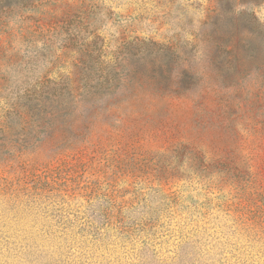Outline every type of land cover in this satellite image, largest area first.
Here are the masks:
<instances>
[{
	"label": "rangeland",
	"instance_id": "rangeland-1",
	"mask_svg": "<svg viewBox=\"0 0 264 264\" xmlns=\"http://www.w3.org/2000/svg\"><path fill=\"white\" fill-rule=\"evenodd\" d=\"M2 4L0 116L37 82L93 91L96 81H69L98 77L117 63L146 78L164 70L160 86L179 92L133 106L122 87L94 96L96 102L66 101L67 114L54 119L57 130L42 135L22 161L0 164V194L9 184L43 186V212L26 213L19 228L43 226L37 264H137L142 249L146 264H178V254L186 260L196 244L216 264L263 263L264 3ZM242 11L260 25L240 27L250 40L241 42L237 68L216 40L229 43L231 18ZM199 159L237 170L205 173ZM92 216L100 228L84 229ZM107 218L109 227L102 226ZM0 264L30 263L1 258Z\"/></svg>",
	"mask_w": 264,
	"mask_h": 264
},
{
	"label": "trees",
	"instance_id": "trees-1",
	"mask_svg": "<svg viewBox=\"0 0 264 264\" xmlns=\"http://www.w3.org/2000/svg\"><path fill=\"white\" fill-rule=\"evenodd\" d=\"M3 1L4 0H0L1 7L3 6ZM21 1H24L25 3V0H19V2ZM249 1L256 4L264 3V0ZM221 17L223 16L218 15V18ZM231 21L233 30L229 43H226L225 36H220L216 42L218 49L221 48L229 55V63L236 64L235 66L238 68L237 62L239 56H237V54L241 48V42H248V40H250L249 36L241 35L240 27H245L248 32L251 30L255 31V28L258 27L260 23L255 14L246 11L233 15ZM129 57L130 56H125V58H123L126 60V63ZM117 64H113V66L108 65V70H105L104 73L98 77L89 74L83 78V76L79 74L81 75V79H70L69 81V84L85 81L86 85H88L87 81H96L97 86L94 87L93 91L89 90L86 92L82 89H72L70 87L59 88V86L49 89L45 87L46 82H37L35 87L25 90L22 94L16 96L14 100L15 102L9 110H7L8 112L0 116V164L8 165L9 162L22 161L27 149L35 145L42 135L47 134L52 129L57 130V122H55L54 119L61 114H67L68 110L66 109H68V105L66 104V101L67 103L75 102V99L78 98L80 102H96L99 99H94V96L104 92L113 95L117 89H121L118 87H122V89L126 91V98L124 101H126L128 106L135 105L137 101L139 102V99L142 100L143 98H162L170 96L172 93L179 94L177 90H166L160 86L161 77H166L164 70L161 74L153 73V75L146 78L143 74L132 75L131 70L125 72L124 66L120 63ZM118 66L120 67L117 69L116 67ZM153 70H156V68L153 67ZM189 77L191 76L186 72V78ZM67 81L68 79L66 82ZM51 83L53 82L50 81L49 84ZM189 88L190 87L186 86V90H189ZM60 111L64 112L61 113ZM30 129H33L31 134L32 137L35 138L33 141L30 135H28L30 134L28 133L30 132ZM199 166L205 173H209L213 170L230 173L231 170H237L235 167L232 168V165L228 163H216L205 166L204 160L200 159ZM42 187L43 186L39 184L31 188L9 184L2 190V194H0V207L5 209L0 208V260L1 258H13V260H24L30 264H37L39 261L42 248L38 243V239L41 236L40 232L43 234V226H41L40 229L39 226H34V228L28 230H19V228L21 229V227L26 224L24 221V215L26 213L31 214L33 211H36V216H38L43 212L41 201L44 198V190ZM120 210H122V208ZM10 214L11 216L9 217ZM106 220L108 222H101L102 226L109 224L110 220L108 218ZM66 224L69 225L70 222H64L63 225ZM99 224L100 221H97L96 217L92 216L86 217L81 226L84 229L89 225L99 229ZM106 227H109V225ZM65 229L67 228H64V230ZM118 230L121 235H124L123 231H126L125 228ZM21 231L23 233L19 234ZM10 239L12 240L10 241ZM143 251L144 249L137 252L138 254L136 253V258L139 259L137 264H146L142 260V253L144 254ZM261 253L264 254V252H260V254ZM208 255V253L203 252L196 244L193 245L191 250L186 251V260L182 259L184 257L178 254L180 258L178 259V264H216ZM253 263L256 264L257 261ZM234 264H246V262L243 261ZM262 264H264V261Z\"/></svg>",
	"mask_w": 264,
	"mask_h": 264
}]
</instances>
